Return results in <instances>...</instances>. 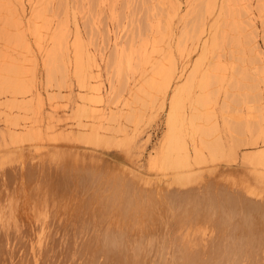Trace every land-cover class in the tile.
Returning a JSON list of instances; mask_svg holds the SVG:
<instances>
[{"label": "rangeland", "instance_id": "1", "mask_svg": "<svg viewBox=\"0 0 264 264\" xmlns=\"http://www.w3.org/2000/svg\"><path fill=\"white\" fill-rule=\"evenodd\" d=\"M19 1L0 0V73L15 86L0 91V200L17 203L28 193L26 204L18 203L26 231L31 217L33 224L39 219L30 213L32 194L46 192L65 207L61 221L74 220V226L60 222L61 233L47 227L61 236L63 248L69 228L78 241L87 240L91 231L80 236L81 222L108 205L140 203L152 224L165 227L177 213L168 208L176 193L199 203L193 210L200 222L229 223L225 234L264 227V0ZM18 85L25 88L19 94ZM175 103L180 118L187 117L178 128L186 129L180 134L187 136L186 157L169 149ZM98 137L104 141L96 143ZM183 157L191 162L188 171L174 167ZM83 172L87 184L78 178ZM258 202L262 215L246 223L240 212ZM67 203H74L71 214ZM81 205L92 207L86 213ZM212 206L221 207L217 214L209 212ZM35 223L28 225L31 240L41 225ZM31 244L32 255L25 244L23 256L39 264L41 252ZM21 258L13 257L26 264Z\"/></svg>", "mask_w": 264, "mask_h": 264}, {"label": "bare ground", "instance_id": "2", "mask_svg": "<svg viewBox=\"0 0 264 264\" xmlns=\"http://www.w3.org/2000/svg\"><path fill=\"white\" fill-rule=\"evenodd\" d=\"M21 1L22 0H20L19 2H21ZM201 4L203 5V3H201ZM202 5H199V9L197 11L198 13L202 12V10H203ZM22 6H23V4H22ZM67 39H68V37H67ZM59 44H60V47L64 48V51H65V48L67 50L69 49V46H68L69 42H67L66 40H64V41L61 40L59 42ZM64 51L62 53H64ZM80 64H79V66H80ZM79 69L80 68H78L77 70L79 71ZM4 70L5 69H3V67H2V69L0 71L3 72ZM5 75L6 74L0 73V91H4L5 89L15 87L14 85L12 86V82L11 83H9V82L5 83V81H4L6 78ZM7 78H10V77L7 76ZM13 79L17 80L18 78L16 79V77H14ZM82 79H84V78H82ZM79 80H80V77H79ZM9 81H10V79H9ZM18 82H20V80ZM81 82H83V81H81ZM13 84H14V82H13ZM20 87L21 86H19V85L16 87V92H18L17 89L20 90L19 91L20 93H21L22 89H25L22 87H21L22 89H20ZM96 89H97V91L99 90V88H94L95 91H96ZM12 90L14 91L15 89H12ZM16 92H14V93H16ZM19 92H18V94H19ZM173 111L175 112V114L172 116L171 123H170V128H171L170 132L171 133L168 137L169 149H172L171 151H173V150L181 151V152H183V154L185 153L184 157H186V153L189 152L188 149L185 150L188 147L187 146L185 148V145L187 144V143L185 144V142H186L185 140H186L187 136L186 137L184 136L185 140L183 138V140L185 142L182 140V137L180 136L182 131H185L186 129L185 130L182 129L181 133H179L180 131H178V128H180V124H181V126L184 125V124H182L183 123L182 119L185 120L186 116H184V118H182V119L180 118L184 114L182 116H180V114H178V112L180 110L178 109L177 103L173 104ZM185 121H187V119ZM191 122L192 121H190V122L188 121V123H191ZM191 124L190 125L188 124L190 126L189 129L192 128L191 126L193 124L192 125ZM186 126H184V127H186ZM250 127H252L254 130L256 129L254 124H251ZM183 133H182V135H183ZM185 134L187 135V133H185ZM97 136H100V135H97ZM100 138L103 139L102 137H98L95 139V142L97 140L100 141ZM103 141H104V139L102 140V142ZM183 143H184V145H183ZM105 144H106V142H105ZM194 147L197 149V145ZM195 151L196 150H194V152ZM184 157L181 159L183 166H182L180 160L179 161L175 160L174 162L173 161L172 162L174 164L177 163V165L174 166L175 168L180 166V167H182V170H185L188 168L187 169V171H188L189 170L188 165L190 166L191 162L189 163L190 160H187V158H191V157H189V155H187V158H184ZM170 158H171V156H170ZM178 162H180L179 164H181V165H178ZM29 166H30V164H29ZM30 167H32V165ZM42 167H44V166H42ZM184 167H185V169H184ZM36 168H37V166H36ZM44 169H45V167H44ZM179 169H181V168H179ZM45 170H47V169H45ZM48 170H49V167H48ZM190 171H191V167H190ZM18 172H22V171H18ZM75 172H78V171H75ZM15 173H16V171H15ZM37 173H36V175L39 174V173L38 174ZM82 174H84V172ZM181 174H183V173H181ZM188 174L191 178L190 173H188ZM7 175H8V173H7ZM76 175H77V173H76ZM11 176H10V178H11ZM74 176H75V174H74ZM17 177H15V178H17ZM26 177H28V176H26ZM31 177H34V176H30L29 178H31ZM84 177H85V174L83 177H81V175H80L78 178L83 179ZM29 178H28V180H30ZM87 178L88 177L86 176V180L89 179V178L88 179ZM181 178H182V175L180 176V179ZM82 179H81V181H82ZM5 180H4V182H5ZM28 180H27V182H29ZM75 180H77V178ZM84 181L85 180H83L82 182H84ZM188 181H189V178L187 177V174H186L183 176L182 182L184 184V182H188ZM85 182L83 184H85ZM89 182H90V180H89ZM87 183L88 182H86V184ZM29 186H31V185H29ZM33 188H35V187H33ZM38 189H39L38 187L35 188V192ZM31 191H33L32 188H31ZM6 192H9V191H6ZM29 192H30V190H29ZM37 193L38 192H36V194ZM40 193H42V192H40ZM20 194H22V192H20ZM26 194H28V193H26ZM26 194H25L24 198L26 197ZM45 194H47V192ZM45 194H43V195H45ZM6 195L8 198L9 195L8 194H6ZM32 195L34 198L29 200V202L30 201H34V202L33 203L30 202L32 204L31 205L32 207L30 209L31 210L30 213H31V216L33 215V217L34 216L38 217L39 218V219L37 218L38 220H35L36 217L33 220H35L36 222L41 224V225L37 224L35 226L36 230H37L36 237L38 238V239H35V241L39 244V245H37L39 247V249L36 248V245L34 244L35 242L32 241L34 238H36V237H34L35 232L33 234H31L32 237H34L32 240L27 235L30 230H31L30 231L31 233L33 232L32 229H29V226L30 225L34 226V224H36L35 221H34V224L31 221L32 220L31 216H30L31 220L30 221L28 220V221L31 222L32 224L31 223L28 224L29 226L26 224L29 231H28V229L26 231V229L24 228L25 226L23 227V221H25L24 217H23V213L25 211H24L23 207H20V204H18V203H19V201L23 200V202L21 201V203L24 204L26 202V201H24V198H19L21 200H19L18 198L15 199L18 196L16 194V197L14 199L18 200L17 203L14 200L13 201L15 203L13 201L10 202L9 199H8L9 202L6 203L8 201V200L6 201V198H5L6 202L1 201L2 200L1 199L0 200V202H1L0 203V264H13L14 262L15 263L17 261L19 262L20 261L19 259L23 256V252H24L23 247L25 246V248H27L25 244H27V246L30 247V249L27 248L25 253H27L28 250H30L29 252H31V253L28 252V255L29 254L32 255L31 246L28 245L31 242H32L31 245H32L33 250H35L36 252H37V250H38V252H41V254H38L39 257H41V260L38 259L39 264H47L45 261L49 262V264H53L52 260L54 261V264H264V231H262L264 227H262V229L259 231L257 229H254V230H257L256 232L253 231L252 229L251 230L250 229L244 230L245 227H242L244 230V233L241 234L240 237L231 236L230 233L225 234V230H227V228H230L228 226L225 227V225L226 224L229 225V223H226L223 225V222H222V225L221 224H215L213 226L211 224L212 220L210 222L211 218H209V220L207 222H206V219H205V221L200 222L201 220L198 219V216H197L198 214L194 213L195 210H193V209H195V207L199 208L198 206H196V205H199V203L198 202H192L191 203V199H190L191 196H189V195L186 196L184 194V196L181 197L180 193H178V194L176 193V195H174V196L171 195V196H173V198L171 196L169 197L171 204L168 205V208H170V207L173 208L174 211H177V213L173 214V218L171 217V220L173 219L172 222L170 221L171 223L168 222L169 220L167 221L170 225L168 224L169 226L167 225L165 227L160 226V224L157 226L155 224H152L153 221H151V219H149L147 213H145V211L141 209L142 206H140V203L138 204V206L135 204L129 205V203H128V205H124V203H123V205H108L109 207L107 206V209L104 211L101 208H100L101 210H99V208H98L99 206H98L97 207L98 210H96V212H93V213H98V214H96L95 216L93 215V216H90L88 218H84L82 222L80 221L81 224L79 227H81V229H82V230H80L82 234H80V231H79L80 236L81 235L83 236V233L85 231H91L90 234L88 235L89 238H87V240L84 238L85 240H81L82 242L78 241L80 239V237L76 235L77 238H79V239H77V238H74L75 235H70V234H72V232L69 233V231H70L69 227H71V226H69L68 227L69 231H67V233L69 235L65 232V235L67 236V237H65L66 240L63 239V240H65V243H64V241H62V243H63L62 245L66 244L64 248H63V246L61 247V244H60L61 241L59 242V240L62 239V238L59 239L61 236H59V234L56 235L55 231H52V230L53 229L56 230L57 228L61 229L60 225H58V224H60V222L64 223V221H61L60 218L63 216V213H65V212H63L65 207H61V204L57 205V202H55L54 200L51 199V198H54L53 193H52L53 196L51 198H50V195L49 196H47V195L43 196L42 194H39V193L35 196H34V194H32ZM12 196H13V194H12ZM12 196H11V198H12ZM14 196H15V194H14ZM28 196H27V198H28ZM67 196H68V194H67ZM18 197H22V196H18ZM207 197H208V200L211 201V205H213L212 202H215V199H212L213 196L208 195ZM30 198H32V197H30ZM126 198H127V196H126ZM222 198H223L222 201H225V200L228 201L229 200V207L230 208L236 207V205L232 206L234 204V203L232 204V202H233L232 196H224ZM75 199H73V200H75ZM134 199H135V197H134ZM73 200H72V202H74ZM129 200H131V198ZM256 201H257V199H256ZM124 202H126V201L124 200ZM68 203H67V207L74 204V203H72V204H69V206H68ZM76 203H78V201ZM187 203H189V204H187ZM260 203H262V201ZM177 204H180V205H177ZM189 205H193V208H191V209L187 208ZM224 205H228V204H223V206H222L223 212H224V208H225ZM241 205H242V209L243 208L246 209L247 206L246 207L243 206L244 204H241ZM250 205H251V207H248V210L246 209L247 210L246 212H242V211L240 212V213H242V216L239 215L241 219H244L246 221V223L251 220L250 218H252V215H254L253 217L255 218V215L258 216L259 213H263L259 202H258V205H256V206H255V204L254 205L250 204ZM147 206L149 207V205H147ZM217 206H212L211 211H209V212L211 214H213L217 211V209L220 210L221 207L218 208ZM26 207H27V205H26ZM28 207H29V205H28ZM73 207H75V206H73ZM91 207H92L91 205H81V208L84 209L86 211V213H88L89 210H91ZM105 207H103V208H105ZM27 208H26V210H29ZM93 208H94V206H93ZM143 208H145V207H143ZM68 209L70 210V214H71V212L73 210L71 211L70 207ZM162 209H164V208L162 207ZM94 210L95 209H93V211ZM74 211H75V209H74ZM218 211L216 212V214L218 213ZM77 212H78V210H77ZM221 212H222V210H221ZM235 213H238V212L235 210ZM67 214H68V211H67ZM144 214H146L147 217ZM162 214H164V213H162ZM230 214H232V213H230ZM80 215H81V213H80ZM261 215L262 214H260L259 216H261ZM223 217H225V216H223ZM27 218H29V215L27 216ZM64 218L65 217L63 216L62 219L64 220ZM168 218H169V216H168ZM220 218H222V217H220ZM72 219L73 218L71 216L68 223L66 222L67 219L65 220V223H67L66 224L67 226L69 224H72V222L70 223V221ZM74 219H76V218H74ZM77 220H78V218H77ZM156 220L159 222L158 219H156ZM225 220L227 222V219H225ZM237 220H239V219H237ZM72 221H74V220H72ZM167 222H166V224H167ZM75 223H76V221H75ZM76 224H78V222ZM239 225L240 224H238V226ZM51 226H53V229L48 230L47 227L51 228ZM63 226L65 227V225H63ZM73 226H72V229L74 230ZM263 226H264V224H263ZM30 227H32V226H30ZM35 227H34V229H35ZM162 227L165 229H162ZM59 229L56 231H58V233L59 232L61 233L63 228L61 229V231H59ZM75 229H77V228H75ZM64 230H66V228ZM83 230H84V232H82ZM233 230L236 231L235 229H233ZM228 232H229V230H228ZM63 233H64V231H63ZM165 233H166V235H165ZM75 234H76V232H75ZM85 234H86V232H85ZM239 234H235V235L237 236ZM31 235H29V236H31ZM163 235H165V236H163ZM232 235H233V233H232ZM85 237H87V236H85ZM27 239L31 240V242L27 243L28 242ZM8 246H11L12 249H10V248L8 249ZM22 249H23V251H22ZM11 250H13V251H11ZM16 251H19V252L22 251V256L19 255L21 257H15L14 255H16V253H17ZM11 252H14L11 254V255H13L14 259L19 258L17 261H15L13 259V257L10 256ZM19 252H18V254H20ZM25 253H24V255H27ZM33 253H35V252H33ZM28 255L26 257L23 256V258L26 259V264L28 262L27 260L29 259V257L32 258V256L28 257ZM38 255L36 254V256H38ZM53 257H54V259H52ZM23 258H21V260ZM12 261H14V262H12ZM29 261H30V263L28 262L29 264L34 263V261H31V259ZM50 261H51V263H50ZM18 262H17V264H19ZM22 264H24V262Z\"/></svg>", "mask_w": 264, "mask_h": 264}]
</instances>
